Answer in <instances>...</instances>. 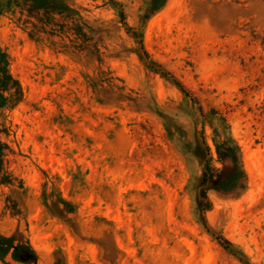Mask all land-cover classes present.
I'll return each mask as SVG.
<instances>
[{"label": "rangeland", "instance_id": "374dc122", "mask_svg": "<svg viewBox=\"0 0 264 264\" xmlns=\"http://www.w3.org/2000/svg\"><path fill=\"white\" fill-rule=\"evenodd\" d=\"M57 3L0 0V264H264V0Z\"/></svg>", "mask_w": 264, "mask_h": 264}, {"label": "trees", "instance_id": "16d2710c", "mask_svg": "<svg viewBox=\"0 0 264 264\" xmlns=\"http://www.w3.org/2000/svg\"><path fill=\"white\" fill-rule=\"evenodd\" d=\"M32 4V7L34 9H44V10H54V9H59L58 5V0H28ZM5 80L11 79L9 76H4ZM3 80V79H2ZM1 82V81H0ZM3 83L1 82V86L3 88ZM3 98L0 96V107L3 105ZM239 168L235 169V172L237 173ZM234 181V178H232L228 184L232 183ZM225 186H228L225 184ZM225 246L229 248L231 245L230 243L225 241ZM1 253V258H3L6 254L11 253V257L14 261L22 264H34L35 263V253L34 251L30 248L29 245L26 243H19L16 245L9 244L5 247V249ZM53 264H58V263H53Z\"/></svg>", "mask_w": 264, "mask_h": 264}]
</instances>
